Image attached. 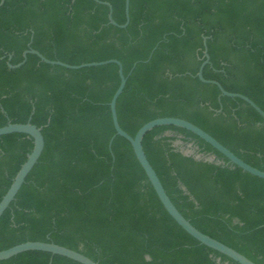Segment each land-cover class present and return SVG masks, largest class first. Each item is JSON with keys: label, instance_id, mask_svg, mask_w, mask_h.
Here are the masks:
<instances>
[{"label": "trees", "instance_id": "trees-1", "mask_svg": "<svg viewBox=\"0 0 264 264\" xmlns=\"http://www.w3.org/2000/svg\"><path fill=\"white\" fill-rule=\"evenodd\" d=\"M99 1L125 24V0ZM108 13L94 0H4L0 7V127L30 121L44 138L37 164L0 218V251L52 242L98 264H237L176 224L130 143L115 136L109 102L120 83L116 65L67 70L31 54L17 69L8 64H19L29 49L73 66L118 60L127 81L116 113L128 135L157 118H181L264 172L262 118L196 77L206 37L204 79L264 112V0H130L125 29L108 24ZM177 141L223 164L184 156ZM142 147L185 219L264 264V180L227 165L177 127L154 128ZM32 148L26 135L0 136V201ZM0 264L78 263L29 251Z\"/></svg>", "mask_w": 264, "mask_h": 264}, {"label": "water", "instance_id": "water-1", "mask_svg": "<svg viewBox=\"0 0 264 264\" xmlns=\"http://www.w3.org/2000/svg\"><path fill=\"white\" fill-rule=\"evenodd\" d=\"M98 4H102L108 7L109 13H108V21L110 25L115 26L120 29H125L129 24V7H130V0H125L124 2V13L126 22L123 25L117 24L113 18H112V7L109 3L106 2H100L99 0H94ZM4 0H0V7L3 5ZM207 38H203V56L205 60L201 64V66L198 69V72L196 74V77L199 79L200 82L208 85L215 86L219 92L220 97H228L231 99H239L246 103L248 106H250L264 121V112L248 97L239 94V93H230L223 89V87L214 80H206L203 77V68L204 66L208 65L210 63L209 61V55L207 53V45H206ZM155 49H153L152 53ZM152 53L150 54L147 61L150 60ZM35 55L39 58V60L47 65L50 66H59L67 70H80L83 68H93V67H102L109 64H114L118 67V76H119V86L115 93L113 94L110 102H109V109L111 113L112 118V124L115 130V136H119L123 139H125L127 142L130 143L134 155L136 157V160L138 161L139 165L141 166L142 170L144 171L151 187L153 188L158 200L162 204L165 211L168 213V215L176 222V224L185 231L189 236H191L193 239H195L197 242H199L201 245H204L205 247L229 258L230 260L236 262L237 264H255L242 254L238 253L234 249L226 246L225 244L211 238L210 236L203 234L199 230H197L187 219L183 217V215L177 210V208L174 206V204L171 202L170 198L168 197L165 189L163 188L155 170L151 166L150 162L148 161L145 152L142 147V140L144 136L153 130L156 127L161 126H173L180 129H184L196 137H198L200 140L204 141L206 144H208L213 150L217 151L219 154H221L227 161V165H233L241 169L243 172L248 173L254 177H257L259 179L264 180V172L260 171L247 163H245L243 160L235 156L229 149H227L225 146H223L221 143H219L216 139H214L211 135L206 133L201 128L197 127L196 125L181 119V118H175V117H164V118H157L154 119L146 124H144L135 134L134 137H131L128 135L125 131L121 129L118 123L117 113H116V103L119 98V96L122 94L127 77L123 74V67L122 64L115 59L106 60L102 62H93V63H86L81 64L77 66L68 65L65 63H62L60 61H51L46 59L43 55H41L39 52L29 49L26 50L23 53V60L17 64V65H10L8 64L9 69H17L21 67L26 59L27 55ZM145 61V62H147ZM137 63H135L131 69V72L136 67ZM9 134H23L28 137H30L33 140V148L31 152L28 154L26 161L24 164L20 167L19 171L17 172L16 176L14 177L9 189L5 193V195L2 197L0 201V218L3 215V213L7 210L9 205L15 200V197L17 193L19 192L22 185L25 183V179L30 173V171L33 169V167L37 164L43 149H44V138L42 135V128L37 127L33 124H31L30 121H28L25 124H12L8 122L4 127H0V136L9 135ZM165 135H169V133H166ZM114 136V137H115ZM113 137V138H114ZM109 142V148L111 147L112 140ZM178 144H183L181 141H177ZM189 146H193V144H188ZM175 146V144H174ZM194 150L197 153L198 148L196 146H193ZM184 156H191L195 160L200 161H206L215 164H223V162L217 161L214 155H205L203 153H197L196 156L189 155L187 153H183L180 151ZM184 189V188H183ZM29 251H39V252H45L49 253L51 255H57L60 257L67 258L69 260H72L78 264H98L97 262L91 260L90 258L86 257L82 253L56 245L52 242H25L16 246H13L7 250L0 251V261L8 260L14 256H17L18 254L29 252ZM219 261V260H218Z\"/></svg>", "mask_w": 264, "mask_h": 264}, {"label": "rangeland", "instance_id": "rangeland-1", "mask_svg": "<svg viewBox=\"0 0 264 264\" xmlns=\"http://www.w3.org/2000/svg\"><path fill=\"white\" fill-rule=\"evenodd\" d=\"M175 147L178 148L180 151H182L183 153H187L189 155H193L196 156V151L194 150L193 146H189V145H185V144H178V143H174Z\"/></svg>", "mask_w": 264, "mask_h": 264}]
</instances>
